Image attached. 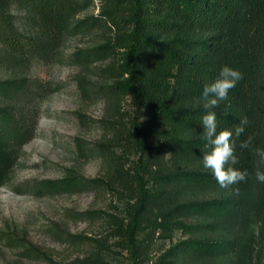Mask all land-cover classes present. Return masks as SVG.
Returning <instances> with one entry per match:
<instances>
[{"label":"trees","instance_id":"obj_1","mask_svg":"<svg viewBox=\"0 0 264 264\" xmlns=\"http://www.w3.org/2000/svg\"><path fill=\"white\" fill-rule=\"evenodd\" d=\"M94 1L0 0V59L9 63L50 59L71 33L102 27L111 32L105 42L80 49L75 56L84 64L110 58L104 69L114 79L109 86L115 110V123H111L115 145L123 149L116 155L113 181L74 173L61 180H43L42 192L100 182L131 192L124 216L111 218L112 233L128 250L133 264H140L139 234L149 224L163 231L183 227L195 232L204 226L184 220L208 216L220 219L221 227L235 229L240 221L260 214L264 184L255 178V150L264 148V0H100L98 14L79 17ZM15 7L27 14L26 31L17 24ZM226 64L238 68L243 79L216 108L218 129L236 125L247 116L249 124L235 151L236 166L247 169L249 175L232 186L238 192L223 189L213 198H192L190 189L219 188L201 163L206 141L199 124L205 112L200 93ZM80 86L88 93V85ZM3 91L19 95L20 83L0 80ZM126 98L135 112L128 123L123 121L121 106ZM144 117L149 120L147 129ZM32 131L27 112L18 104H0V185L10 179L19 150ZM248 135L254 137L252 144L240 148ZM131 150L137 159L127 165L124 155ZM245 249L238 237L230 241L190 238L171 245L157 264L175 262L180 252L208 257L232 250L244 264ZM77 264L107 262L102 256L89 255Z\"/></svg>","mask_w":264,"mask_h":264},{"label":"rangeland","instance_id":"obj_2","mask_svg":"<svg viewBox=\"0 0 264 264\" xmlns=\"http://www.w3.org/2000/svg\"><path fill=\"white\" fill-rule=\"evenodd\" d=\"M100 5L95 0L78 16L98 14ZM13 12L20 29L26 31L27 14L17 7ZM110 35L105 27L71 33L47 60L32 58L13 64L0 59V80L20 83L19 95L0 93V104H18L33 127L10 179L0 185V264H77L89 255L102 256L107 264H133L128 250L112 233L111 218L124 216L131 192L114 184L109 188L103 182L66 191L41 190L43 180H61L74 173L113 181L116 155L123 149L115 145L111 123H115V110L109 86L114 79L104 69L110 58H94L84 64L75 56ZM81 83L88 85V93H83ZM121 106L123 121L128 123L134 107L129 98ZM142 121L147 129L149 120L144 117ZM131 152L124 155L127 165L137 159ZM222 192L220 188H195L188 195L205 199ZM219 221L208 216L187 217V224L204 226L195 232L183 227L163 231L149 224L139 234L143 245L140 264H157L174 243L199 237L229 241L238 237L246 248L243 263L264 264V209L240 221L235 229L221 227ZM170 264L241 263L232 250L208 257L180 252L178 260Z\"/></svg>","mask_w":264,"mask_h":264},{"label":"clouds","instance_id":"obj_3","mask_svg":"<svg viewBox=\"0 0 264 264\" xmlns=\"http://www.w3.org/2000/svg\"><path fill=\"white\" fill-rule=\"evenodd\" d=\"M243 79V73L230 65H224L219 74L212 80L206 82L200 93L202 107L205 110L200 118L199 124L203 131L202 136L206 141L201 163L202 167L209 170L215 177L220 189H233L248 178L247 169L237 167L239 161L236 155L237 140L245 133L249 124L247 116H242L238 124L231 127L218 129L216 108L229 97L230 90L235 88L238 82ZM254 137L248 135L240 141L239 147L249 148ZM258 166L255 171V178L264 184V148L255 150Z\"/></svg>","mask_w":264,"mask_h":264}]
</instances>
